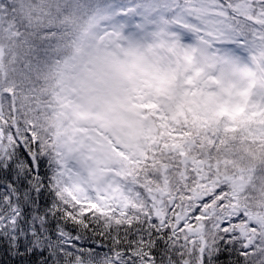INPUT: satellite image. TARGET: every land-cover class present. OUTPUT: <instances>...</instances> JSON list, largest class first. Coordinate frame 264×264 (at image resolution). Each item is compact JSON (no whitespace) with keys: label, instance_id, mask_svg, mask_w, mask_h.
<instances>
[{"label":"snow or ice","instance_id":"1","mask_svg":"<svg viewBox=\"0 0 264 264\" xmlns=\"http://www.w3.org/2000/svg\"><path fill=\"white\" fill-rule=\"evenodd\" d=\"M93 13L106 29L175 42L215 67L264 54V0H0V31L28 45L24 67L0 81V264H264V226L227 181L187 166L147 183L100 178L17 108L66 39L59 22Z\"/></svg>","mask_w":264,"mask_h":264},{"label":"trees","instance_id":"2","mask_svg":"<svg viewBox=\"0 0 264 264\" xmlns=\"http://www.w3.org/2000/svg\"><path fill=\"white\" fill-rule=\"evenodd\" d=\"M91 18H97L95 13L86 18H77L80 22H76L80 26L76 27L75 19L64 17L59 24L67 25L62 29L66 39L55 46L51 58L37 70L33 83L26 90L17 92V108L30 116L32 121L38 122L42 130L50 135L51 142L56 143L55 140H58L61 145L67 144L71 139L73 141L79 133L77 121H71V117L64 113L68 107L70 74L76 76L77 69L74 65L81 56L77 50L88 39L84 31L92 23ZM103 21L104 19L101 24ZM100 27L97 37L99 43L106 30V26ZM0 44L4 50V58L0 59V81L5 78L11 81L13 74L24 67L21 63L22 54L27 51L28 45L20 38V33L8 29L0 31ZM2 70L6 72L5 75H2ZM259 72L254 69V83L244 91L241 106L233 110L231 118L228 116L229 107L212 113L208 106L203 105L205 99L186 103L177 97L172 100L171 90L161 88L156 91L143 107H139L140 112L147 116L151 127L148 130L137 128L136 149L123 146L122 141L116 145L122 158L120 178L147 183L153 182L157 175L163 177L166 173L169 178L176 177L185 172L186 166L188 171L199 169L203 175L227 181L239 207L246 210L248 219L252 222L260 220L258 224L264 226V112L262 115L259 111V118V114L251 110L252 104L249 102L250 96L258 91L264 92L261 90L264 89V78H261ZM176 86L173 83L171 89L174 90ZM212 87L213 85L206 84L202 89L213 91ZM217 95L216 92L212 93L211 106L217 107L226 100L223 99L225 96ZM214 98L216 99L213 100ZM168 104L177 105L182 113L175 116L169 113ZM106 127L107 125L103 126L104 129ZM183 134L193 136L195 150L190 152L207 157L206 164H201V167L193 163L186 165L185 159L171 152L170 141ZM163 164L166 165L165 170L160 169Z\"/></svg>","mask_w":264,"mask_h":264},{"label":"rangeland","instance_id":"3","mask_svg":"<svg viewBox=\"0 0 264 264\" xmlns=\"http://www.w3.org/2000/svg\"><path fill=\"white\" fill-rule=\"evenodd\" d=\"M103 19H90L92 23L84 31L88 39L77 50L81 56L74 65L76 76L73 77L71 73L69 78L70 92L66 94L68 107L64 115L71 117V121H77L80 127L78 137L63 145L58 140L51 142L63 150L69 162L100 178L108 175L120 178L122 175V158L116 145L122 141L123 146L136 149L137 128L148 130L151 127L139 107H143L159 89L171 90L172 100L177 97L187 103L205 99L206 102L202 104L208 106L212 113L229 107L228 116L231 118L233 110L241 106L244 91L254 83V69L259 70L261 78H264V65L261 63L264 54L259 52L250 60L240 58L233 64L215 67L163 38L144 39L107 28L99 43V28L106 26L104 22L101 24ZM76 21L79 20H74L76 27H79L80 21ZM3 53L0 46V59L4 58ZM5 73L2 70V75ZM173 83L177 84L174 90L171 89ZM206 84L213 85V91H203L202 87ZM213 92L226 99L217 107L211 106ZM249 102L252 111L258 114L260 111L263 115L264 92L253 94ZM167 109L174 116L182 113L175 104H168ZM214 117L213 114L212 119ZM104 125H107L106 129ZM169 147L171 152L185 159L186 165L193 163L201 167V164L207 163V157L200 153L193 154L195 142L190 134L174 138ZM165 167L163 164L160 169L165 170ZM259 221L254 220L257 224Z\"/></svg>","mask_w":264,"mask_h":264}]
</instances>
